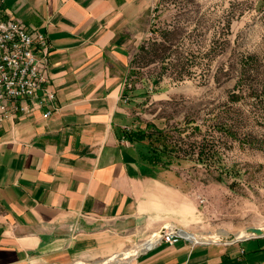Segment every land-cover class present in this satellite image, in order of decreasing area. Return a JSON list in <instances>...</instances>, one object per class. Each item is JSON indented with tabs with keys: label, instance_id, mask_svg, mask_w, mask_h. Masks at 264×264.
Here are the masks:
<instances>
[{
	"label": "crops",
	"instance_id": "obj_1",
	"mask_svg": "<svg viewBox=\"0 0 264 264\" xmlns=\"http://www.w3.org/2000/svg\"><path fill=\"white\" fill-rule=\"evenodd\" d=\"M158 1L4 0L5 18L46 34L55 100L0 127V264H264V233L191 232V175L127 135L124 85ZM167 227L192 240L153 244Z\"/></svg>",
	"mask_w": 264,
	"mask_h": 264
},
{
	"label": "rangeland",
	"instance_id": "obj_2",
	"mask_svg": "<svg viewBox=\"0 0 264 264\" xmlns=\"http://www.w3.org/2000/svg\"><path fill=\"white\" fill-rule=\"evenodd\" d=\"M124 89L127 135L191 175V232L264 233V0H159Z\"/></svg>",
	"mask_w": 264,
	"mask_h": 264
},
{
	"label": "built area",
	"instance_id": "obj_3",
	"mask_svg": "<svg viewBox=\"0 0 264 264\" xmlns=\"http://www.w3.org/2000/svg\"><path fill=\"white\" fill-rule=\"evenodd\" d=\"M3 3L0 0V127L8 119L39 110H44L43 117L47 118L55 100L49 86L50 44L46 34L19 20L5 18ZM254 236L257 234L244 238ZM184 238L192 240L180 230L167 227L154 237L153 244L173 245Z\"/></svg>",
	"mask_w": 264,
	"mask_h": 264
},
{
	"label": "trees",
	"instance_id": "obj_4",
	"mask_svg": "<svg viewBox=\"0 0 264 264\" xmlns=\"http://www.w3.org/2000/svg\"><path fill=\"white\" fill-rule=\"evenodd\" d=\"M139 139H143V136H141V138H139ZM157 150L160 151L159 149H157ZM160 152H161V151H160ZM141 154H143L144 157H145L149 162L157 163V164L160 163V155H158V153H157V158L152 157V156H150L149 154H144L143 152H141Z\"/></svg>",
	"mask_w": 264,
	"mask_h": 264
},
{
	"label": "bare ground",
	"instance_id": "obj_5",
	"mask_svg": "<svg viewBox=\"0 0 264 264\" xmlns=\"http://www.w3.org/2000/svg\"><path fill=\"white\" fill-rule=\"evenodd\" d=\"M180 231H181V233H182L183 235H185V236H187L188 238H190V239H191V236H190L189 234H187V233L183 232L182 230H180Z\"/></svg>",
	"mask_w": 264,
	"mask_h": 264
},
{
	"label": "water",
	"instance_id": "obj_6",
	"mask_svg": "<svg viewBox=\"0 0 264 264\" xmlns=\"http://www.w3.org/2000/svg\"><path fill=\"white\" fill-rule=\"evenodd\" d=\"M257 234H260V233H257Z\"/></svg>",
	"mask_w": 264,
	"mask_h": 264
}]
</instances>
